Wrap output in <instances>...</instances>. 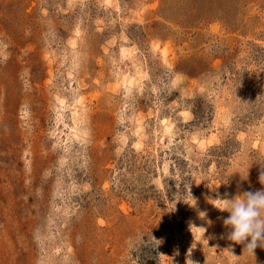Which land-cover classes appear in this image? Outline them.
<instances>
[{
  "label": "rangeland",
  "instance_id": "obj_1",
  "mask_svg": "<svg viewBox=\"0 0 264 264\" xmlns=\"http://www.w3.org/2000/svg\"><path fill=\"white\" fill-rule=\"evenodd\" d=\"M261 171L264 0H0V264H264Z\"/></svg>",
  "mask_w": 264,
  "mask_h": 264
},
{
  "label": "clouds",
  "instance_id": "obj_2",
  "mask_svg": "<svg viewBox=\"0 0 264 264\" xmlns=\"http://www.w3.org/2000/svg\"><path fill=\"white\" fill-rule=\"evenodd\" d=\"M259 182L264 185V171L259 174ZM186 195L190 197L194 205L186 204L195 208L197 199L191 193V184L187 187ZM207 199L214 209L221 213H228L226 217H219L227 229L222 238H226L233 245H243V253L250 252L253 256L257 247L264 248V188L257 191H238L234 196L229 193L216 192L214 196L210 195ZM199 216L207 217V210H200ZM208 223L211 224L212 221L208 220ZM190 226L206 231L204 227ZM155 241L159 244L162 242ZM228 249H231V245ZM176 254H179L178 250ZM191 264L195 262L191 260Z\"/></svg>",
  "mask_w": 264,
  "mask_h": 264
}]
</instances>
